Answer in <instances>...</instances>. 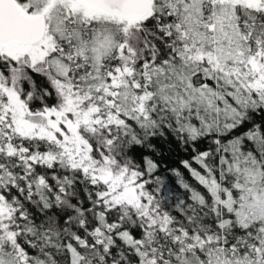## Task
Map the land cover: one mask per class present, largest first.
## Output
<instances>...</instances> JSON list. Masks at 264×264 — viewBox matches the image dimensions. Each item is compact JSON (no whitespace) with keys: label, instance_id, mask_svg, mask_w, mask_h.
<instances>
[{"label":"snow or ice","instance_id":"snow-or-ice-1","mask_svg":"<svg viewBox=\"0 0 264 264\" xmlns=\"http://www.w3.org/2000/svg\"><path fill=\"white\" fill-rule=\"evenodd\" d=\"M0 264H264V0H0Z\"/></svg>","mask_w":264,"mask_h":264}]
</instances>
